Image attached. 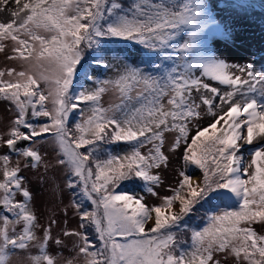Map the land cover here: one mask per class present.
Masks as SVG:
<instances>
[{
  "label": "snow or ice",
  "instance_id": "1",
  "mask_svg": "<svg viewBox=\"0 0 264 264\" xmlns=\"http://www.w3.org/2000/svg\"><path fill=\"white\" fill-rule=\"evenodd\" d=\"M13 3L0 22V53L13 42L7 59L21 64L0 70V101L15 114L0 135V264L30 245L31 264H58L48 252L64 243L56 221L37 236L12 155L47 170L36 145L48 143L79 216L63 235L82 264H264V65L217 54L212 41L231 40L233 22L211 0ZM219 3L246 13L259 0ZM108 93L118 102L105 106ZM177 154V186L159 205L122 187L139 181L158 196V171Z\"/></svg>",
  "mask_w": 264,
  "mask_h": 264
},
{
  "label": "rangeland",
  "instance_id": "2",
  "mask_svg": "<svg viewBox=\"0 0 264 264\" xmlns=\"http://www.w3.org/2000/svg\"><path fill=\"white\" fill-rule=\"evenodd\" d=\"M216 8L218 18L230 19L233 22L234 31L231 40L214 39L212 46L221 58L226 59L230 63H248L253 62L259 69L264 65V0H259L254 9L248 12H236L225 9L219 0H211ZM15 7L13 0H9L7 7L0 4V22H8L11 20L10 9ZM5 53H0V70L16 68L21 70L19 61L7 59L11 55L13 42L5 41ZM136 55L137 52H136ZM7 79V77H5ZM105 106L110 103H116L117 97L115 94L108 93L102 98ZM15 118L12 106L5 101H0V135H6L11 127V123ZM210 117H205L200 121L201 126H207ZM169 143L172 138L169 137ZM45 156L49 163L47 170L41 166L39 169L25 166L24 158H18L13 155V166L16 160H20L21 175L25 177L26 186L33 194L32 209L38 217L40 227L36 229L37 236L43 238L44 231L49 227L51 221H56L52 224V235L54 238H59L64 241L62 245H56L54 242H49L48 252L53 257L57 258L58 264H67L69 259L73 260V264H82V257H78L74 248L75 238L65 237V231H75L78 229L79 216L75 208L72 206L73 194L66 186L64 172L61 166L55 164V153L52 151V145L38 144L36 145ZM167 152V144L165 147ZM9 154L6 148L0 149V155ZM182 169V160L179 154L170 157V163L167 167L158 171L161 176L162 183L154 190L158 196H152L149 193L143 194L145 203L149 206H157L161 203V198L171 195V188L177 186L178 173ZM194 183L202 177V173L193 172ZM2 178V176H0ZM173 211H179L178 203L173 206ZM257 231H260L257 226ZM39 254V250L35 245H30L28 250L18 251L13 256L11 264H31L30 256ZM225 264H232L230 258Z\"/></svg>",
  "mask_w": 264,
  "mask_h": 264
},
{
  "label": "trees",
  "instance_id": "3",
  "mask_svg": "<svg viewBox=\"0 0 264 264\" xmlns=\"http://www.w3.org/2000/svg\"><path fill=\"white\" fill-rule=\"evenodd\" d=\"M134 52H136V50L134 49L133 50ZM137 54H138V52H137ZM117 150H120V149H117ZM192 173L193 172H196V171H198L199 173H200V171L198 170V169H196V170H190ZM122 187H124L126 190H128V191H130V192H134V193H138L139 191H144V192H146L145 190H144V187H143V185H142V183L141 182H139V181H137V182H126L125 183V185H123Z\"/></svg>",
  "mask_w": 264,
  "mask_h": 264
},
{
  "label": "water",
  "instance_id": "4",
  "mask_svg": "<svg viewBox=\"0 0 264 264\" xmlns=\"http://www.w3.org/2000/svg\"><path fill=\"white\" fill-rule=\"evenodd\" d=\"M28 143H30V142H25V145H27Z\"/></svg>",
  "mask_w": 264,
  "mask_h": 264
},
{
  "label": "bare ground",
  "instance_id": "5",
  "mask_svg": "<svg viewBox=\"0 0 264 264\" xmlns=\"http://www.w3.org/2000/svg\"><path fill=\"white\" fill-rule=\"evenodd\" d=\"M1 13V12H0Z\"/></svg>",
  "mask_w": 264,
  "mask_h": 264
}]
</instances>
